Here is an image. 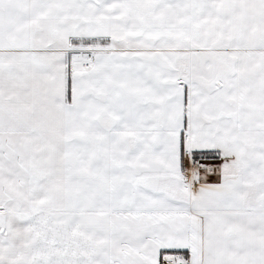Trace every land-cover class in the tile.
<instances>
[{
    "label": "snow or ice",
    "instance_id": "snow-or-ice-1",
    "mask_svg": "<svg viewBox=\"0 0 264 264\" xmlns=\"http://www.w3.org/2000/svg\"><path fill=\"white\" fill-rule=\"evenodd\" d=\"M162 249L264 264V0H0V264Z\"/></svg>",
    "mask_w": 264,
    "mask_h": 264
},
{
    "label": "crops",
    "instance_id": "crops-1",
    "mask_svg": "<svg viewBox=\"0 0 264 264\" xmlns=\"http://www.w3.org/2000/svg\"><path fill=\"white\" fill-rule=\"evenodd\" d=\"M70 83V82H69ZM210 164H213L214 166L218 167L223 161L219 158H217L216 160H209L207 161ZM209 182L210 183H217L219 182L218 180V174H211L209 177ZM178 250H161V254H160V264H166V261L164 260V256L165 255H174V256H184L185 258H190L191 253L189 250H183V252H176Z\"/></svg>",
    "mask_w": 264,
    "mask_h": 264
},
{
    "label": "trees",
    "instance_id": "trees-1",
    "mask_svg": "<svg viewBox=\"0 0 264 264\" xmlns=\"http://www.w3.org/2000/svg\"><path fill=\"white\" fill-rule=\"evenodd\" d=\"M176 252H183V250H178V251H176Z\"/></svg>",
    "mask_w": 264,
    "mask_h": 264
},
{
    "label": "rangeland",
    "instance_id": "rangeland-1",
    "mask_svg": "<svg viewBox=\"0 0 264 264\" xmlns=\"http://www.w3.org/2000/svg\"><path fill=\"white\" fill-rule=\"evenodd\" d=\"M178 256H179V254H178ZM182 257H184V256H182Z\"/></svg>",
    "mask_w": 264,
    "mask_h": 264
}]
</instances>
